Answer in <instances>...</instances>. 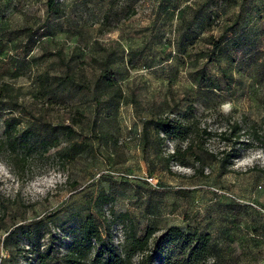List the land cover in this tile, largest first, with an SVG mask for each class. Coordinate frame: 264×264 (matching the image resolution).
<instances>
[{
    "label": "rangeland",
    "instance_id": "1",
    "mask_svg": "<svg viewBox=\"0 0 264 264\" xmlns=\"http://www.w3.org/2000/svg\"><path fill=\"white\" fill-rule=\"evenodd\" d=\"M46 1L0 0V140L8 116L34 140L53 139L22 165L0 149V264H35L22 236L2 239L37 219L50 256L70 242L61 228L87 214L118 246L110 206L139 238L148 227L154 238L207 233L206 264H264V0H53L58 15ZM186 107L200 129L241 127L224 143L239 148L226 169L215 135L188 168L145 125ZM252 122L261 140L250 141Z\"/></svg>",
    "mask_w": 264,
    "mask_h": 264
},
{
    "label": "trees",
    "instance_id": "2",
    "mask_svg": "<svg viewBox=\"0 0 264 264\" xmlns=\"http://www.w3.org/2000/svg\"><path fill=\"white\" fill-rule=\"evenodd\" d=\"M45 7L48 13L60 14L59 7L53 4V0H47ZM213 48L216 50L217 46ZM207 88L215 89V86L210 85ZM190 111L191 108L186 107L180 116L156 117L147 120L145 125L156 134H160L163 139L172 141V153L167 156V159H172L181 167L192 168L188 164V158H191L193 163H199L203 151L201 140L215 135L224 145L220 158L217 159L219 168L226 169V166L237 158L239 148L227 149L225 144L229 138H236L241 127L237 123H232L225 129L212 133L204 128H198ZM18 125L16 117H5L2 120V139L0 140V149L18 153L15 160L17 164H25L31 154L45 151L53 145V139L34 140L29 128L20 130L17 128ZM254 127L253 122L246 127V131L250 133V141L261 140L255 135ZM249 146L248 143L243 145V147ZM95 201L104 205L109 202V198L101 194ZM106 213L113 224L117 221L119 223L122 241L118 246L109 242V233H104L106 240L103 238L90 214L77 218L74 228H61L60 231L70 239L61 255L50 256V250H39L40 234L45 227L43 219L14 226L6 232L2 242L15 243L16 237L22 236L26 241V247L32 251L35 264H206L208 260L213 259L215 247L211 244L207 233L198 232L195 229L182 231L172 227L165 229L162 234L154 238L152 235L156 231L155 228L148 227L139 238L134 234L133 225L126 213H115L111 206ZM1 214H3L2 211ZM100 219L106 221L103 214ZM168 249H172V256L166 253Z\"/></svg>",
    "mask_w": 264,
    "mask_h": 264
},
{
    "label": "built area",
    "instance_id": "3",
    "mask_svg": "<svg viewBox=\"0 0 264 264\" xmlns=\"http://www.w3.org/2000/svg\"><path fill=\"white\" fill-rule=\"evenodd\" d=\"M147 181H149V182H150V181H151V178H148V179H147Z\"/></svg>",
    "mask_w": 264,
    "mask_h": 264
}]
</instances>
